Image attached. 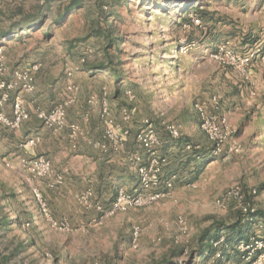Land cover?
I'll return each instance as SVG.
<instances>
[{
    "label": "rangeland",
    "instance_id": "374dc122",
    "mask_svg": "<svg viewBox=\"0 0 264 264\" xmlns=\"http://www.w3.org/2000/svg\"><path fill=\"white\" fill-rule=\"evenodd\" d=\"M199 1L0 0V97L6 96L0 114L12 118L16 101L28 114L16 129L0 122V264H188L201 235L240 214L235 200L223 198L231 189L264 213V92L252 70L247 81L211 60L225 43L216 38L227 35L205 39L206 24L217 23L200 15L234 16L239 9L224 0ZM110 34L121 38L118 44ZM187 45L181 54L179 47ZM32 66L38 67L33 89L24 91L14 74ZM103 100L108 116H102ZM196 104L227 119V147L238 153L211 155L206 136L195 129ZM57 107L65 127H45L38 112ZM146 120L162 139H168V124L180 127L183 152L173 158L179 178L162 200L105 217L93 204L108 210L120 190L143 193L138 169L147 165V153L135 135ZM73 124L80 130L75 138ZM113 131L118 138L128 131L116 150L106 137ZM86 136L87 160H73L69 152ZM30 140L35 145L27 146ZM37 157L49 160L51 175L39 178L22 166V159ZM88 191L92 205L85 207L80 199ZM232 255L231 263L239 264Z\"/></svg>",
    "mask_w": 264,
    "mask_h": 264
},
{
    "label": "built area",
    "instance_id": "2783aa9c",
    "mask_svg": "<svg viewBox=\"0 0 264 264\" xmlns=\"http://www.w3.org/2000/svg\"><path fill=\"white\" fill-rule=\"evenodd\" d=\"M262 10L264 11V0H262ZM190 21L194 26H200L201 21L196 15L189 14ZM191 45L180 46L179 52L185 53L188 51ZM211 60L215 61L223 68H230L237 72L244 80H249L250 70L253 66L255 60H259L264 66V52L260 54H255L254 52L240 55L237 54L232 48L227 45H222L215 52L210 54ZM4 70L2 63L0 64V72ZM38 70L37 66H32L30 70L23 73H15V79L20 84L22 90L31 91L33 89V73ZM4 84L0 85V89ZM10 88V86H8ZM67 90L71 93L76 91V88L72 85L67 87ZM128 95H131L128 92ZM6 96L0 97V105L2 101L5 100ZM133 97L131 96V99ZM102 116H108V105L106 100L101 102ZM196 112L200 120V131L206 136L211 149L210 153L213 157L226 156L231 153H238L239 148L236 146L227 147L228 137H229V124L224 116L212 114L207 112L201 106H195ZM38 119L41 123L52 129H62L65 127V113L62 107H57L50 112H38ZM28 118L27 112L23 109L21 102L16 101L13 103V113L12 118H6L0 114V122L4 125L16 129L19 128L21 123ZM124 121H129L130 116H125ZM145 128L139 131L135 135V140L140 144L147 153V165L139 167V181L143 193L141 194H127L125 191L120 190L116 196V199L108 208L104 210L100 204H93L94 208L102 213L105 217H111L120 212H124L129 208H140L143 206L154 204L166 196L173 189L174 178L163 180L161 179L162 168L167 163V158L162 156L159 151L162 147V141L156 134L153 124L149 121H144ZM108 126V125H107ZM71 136L75 138L80 130L77 125H70ZM166 131L170 138L179 139L181 137V129L176 124H168L166 126ZM109 141L112 143L113 148L116 150L122 143L123 139L128 135V131H123V134L118 138L114 131L108 132L106 134ZM35 140H30L27 142V146L35 145ZM97 148L105 152L107 147L104 143L96 144ZM186 150H191V146L187 145ZM22 166L32 175L42 178L53 173L52 166L49 160L43 157H37L31 160L22 159ZM60 183L61 179L57 178ZM253 193L255 191L253 190ZM36 198L41 205V213L46 217L48 216L46 209L41 204L39 196L36 194ZM224 200H235L239 209L244 214H250L255 212L252 207H249L243 200L241 192L239 189H231L224 195ZM92 200V193L86 192L82 195L80 202L85 207H89ZM49 223L53 227H58L57 224L49 220ZM28 226V225H27ZM60 230H63L60 228ZM67 230V228H66ZM139 236V230L137 228L133 229V245L136 246V241ZM213 247L216 249L212 259L208 264H222L224 258L223 249L226 247L225 238L219 237L218 240L213 242ZM235 249L241 259L242 264H264V238L261 237H251L248 241H241L236 244Z\"/></svg>",
    "mask_w": 264,
    "mask_h": 264
},
{
    "label": "crops",
    "instance_id": "0c3cea01",
    "mask_svg": "<svg viewBox=\"0 0 264 264\" xmlns=\"http://www.w3.org/2000/svg\"><path fill=\"white\" fill-rule=\"evenodd\" d=\"M224 1L228 2L229 6L237 7L239 9L238 12L239 15L223 17L222 14H218V13L216 14L215 12H211L209 14L207 12L209 15L204 18V21L214 22L217 23V25L215 24L216 27L213 28L210 27L212 25L211 23L206 24L207 25L206 30L208 29V32L205 34V39H208V37L212 35L209 39L214 40L216 37L219 36L220 32L225 31L227 36H222L216 39L218 40L224 39L225 41L224 45H227L230 48H232L237 54L246 55L254 52L255 54L258 55L264 52V11L262 10V0H224ZM245 10H247V12ZM223 20L224 22H222ZM197 27H201V25ZM251 70H252V78L255 79L257 82L256 87H259L260 91L264 92L263 64H261L257 59L254 61ZM197 105L201 106L203 104H196L195 106ZM195 113L197 119L196 121L197 123L195 124V129H198L199 132H201L199 127L200 120L196 112V109H195ZM77 115H80V112L77 113ZM80 117L83 119L82 115ZM77 121L78 123L81 124L80 120ZM83 121L86 122V120ZM63 132H66V135L68 137L67 134L68 131L64 130ZM85 133L87 135L88 132ZM86 137L79 138L78 141L76 142V150H73V152H69L70 158L72 157L73 160L74 159H78L82 161L84 159L87 160V157L85 155H86V151H88L87 147L90 144H88L89 137L87 138ZM159 138L163 142L162 147L160 149V154L167 158V163L164 166L162 177L166 179L174 178L173 180V185H174V182L176 181L177 177L179 178V176L177 175L178 173L176 171L177 170L176 168L178 167L177 165L176 167H174L173 158H176L179 154H181L183 152L182 150L183 148L181 145L177 144L176 142L177 139H172L169 137V135H168V139H162L160 136ZM69 144H71L70 140H69ZM72 148L75 149V147L73 146ZM168 158H170V160H168ZM175 161L178 162V160ZM69 170H70V176L72 178L78 175L77 170L70 167ZM255 233L258 236L264 237V225L258 224V226L255 227Z\"/></svg>",
    "mask_w": 264,
    "mask_h": 264
},
{
    "label": "trees",
    "instance_id": "16d2710c",
    "mask_svg": "<svg viewBox=\"0 0 264 264\" xmlns=\"http://www.w3.org/2000/svg\"><path fill=\"white\" fill-rule=\"evenodd\" d=\"M50 1V0H47ZM191 1V0H189ZM195 2H200L199 0H195ZM191 2H187L183 4L184 6H187ZM193 5V4H190ZM73 6H76V3H73ZM72 8V7H71ZM184 9V8H183ZM196 12H199V9L196 8ZM185 13V11H184ZM200 15L203 17H207L209 14L207 12L200 11ZM117 32L113 31L111 34H115ZM110 34L109 41L113 42V44H118V41L121 40L118 36H112ZM180 139V138H179ZM179 139H177V144L179 142ZM260 188H264V184L260 186ZM256 194V190H254ZM258 224L264 225V213L261 211H255L250 214H244L240 212L238 216H236L235 220L230 224H218L215 230H213V233H207L205 232L203 235H201L198 239V248L193 252L190 263L191 264L194 259L199 260V264H208L209 261L212 259L215 248L213 247V242L218 240L221 234H223L225 238V245L226 247L223 249V255L224 258L222 260V264H233V252L236 253L237 257L239 256L235 246L237 243L241 241H248L251 237H261L258 236L255 233V227L258 226ZM264 238V237H261ZM239 264H242L241 259L238 257V260H236Z\"/></svg>",
    "mask_w": 264,
    "mask_h": 264
}]
</instances>
